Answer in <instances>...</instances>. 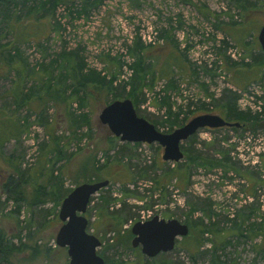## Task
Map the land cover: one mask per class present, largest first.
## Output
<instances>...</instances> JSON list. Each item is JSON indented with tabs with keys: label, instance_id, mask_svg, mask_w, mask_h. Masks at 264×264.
I'll return each instance as SVG.
<instances>
[{
	"label": "rangeland",
	"instance_id": "obj_1",
	"mask_svg": "<svg viewBox=\"0 0 264 264\" xmlns=\"http://www.w3.org/2000/svg\"><path fill=\"white\" fill-rule=\"evenodd\" d=\"M21 1L18 0L16 8L21 15L33 6L39 7V0H27L24 5ZM247 1L257 6V10L250 14L243 12L241 5L248 3L242 0L239 3L238 0H91L86 6L75 0L72 4L57 5L54 12L49 11L51 7L46 5L41 11L46 17L47 29V39L42 43L43 52L37 49L35 42L26 40L19 45V51L26 59L27 71L31 72L42 67L54 69L51 61L59 52L77 50L87 69H96L107 78L114 74L117 78L115 93L123 95L128 87L122 90L120 84L131 73L129 64L133 60L129 55L131 50L135 51L130 46L140 38L144 45L151 44L146 46V51L149 50L160 61L177 55L181 60L184 58L186 65L185 72L177 68L170 72L173 78L171 87H166L165 81H156L150 84L152 88L137 94V106L150 119L165 118L167 110L166 104H158L161 109L153 105L157 103L155 96H165L171 110L179 114L178 119L188 118L197 112L220 115L219 105L222 103L219 98L225 88L239 95L238 109L258 111V102L264 96V53L257 41V33L264 23V6H261L264 0ZM12 8L7 5L5 10L9 12ZM37 12L39 10H35L36 15ZM49 21L53 25L52 30L51 25L48 26ZM234 21L237 24L235 29L231 28ZM29 27L25 32H34ZM231 30L234 31L232 36L237 39L238 35L241 43L229 37ZM11 38L5 29L0 30L1 43ZM223 56L228 57L226 61ZM232 62L237 63V67L232 69ZM245 63L250 64L249 69L243 65ZM238 68L246 73L254 68L248 72L249 78L240 89L229 83ZM59 74V69L55 68L53 77H59ZM147 78L149 82L152 75H147ZM13 79V73L0 76V111L4 113L0 120L11 117L14 122L7 121L9 126L16 122L19 125L18 130L11 129L10 138H7L11 135L7 130L4 131L7 135L2 134L4 140L0 135V230L10 236L18 235L30 247L38 245L42 248V252L35 255L32 248H26L25 252L17 255L19 264H69L66 248L55 244V235L61 225L58 219L61 201L56 202L50 192L43 196V202L29 204L33 176L39 161L43 160L48 163L47 170L51 171L48 191H54L55 185L73 189L84 182L110 181L91 197L86 211L89 219L87 230L100 239L98 253L108 260V264H211L214 258L212 249L215 248L217 264H264V121L255 128L243 124V130L237 131L230 127L200 129L195 133L193 143L187 140L182 143V150L194 145L193 150L200 156L219 158V151H225L231 158L225 168H209L200 159H197V164L184 159L175 164L162 159L163 148L157 143L121 142L99 122L101 108L112 101L113 95L100 93L85 97L78 89L76 98L79 99H70L68 97L74 88L68 84L59 91L60 98L67 97L66 102L52 95L48 98L45 86L34 87L26 79V91L32 87L34 96L25 102L26 105L20 103L17 107L12 97ZM38 95L44 100L37 99ZM71 100L75 102L69 106ZM68 109L75 124L67 115ZM86 115L88 123L77 122ZM53 136L60 137L62 157L51 152L55 145ZM177 165L180 166L177 168ZM173 169L181 174L185 171L184 182L165 178V171ZM234 169L240 171V176ZM255 172L262 178V184L253 197L249 192L254 191L246 185L254 181L252 175ZM9 176L14 182L27 181L26 184L12 182L23 189L24 201L15 202L12 197L8 198L11 195L7 192L9 186L6 188ZM130 179L135 183L125 186L141 199L123 197L122 183H130ZM101 197L105 200L101 201ZM110 197H115L116 201L110 204L109 209H126L119 234L117 228L114 230L105 222L109 216L105 213L101 217L98 209ZM122 199L126 206L121 205ZM18 207L19 212L16 213ZM207 207H211L212 218L202 219L201 209ZM251 207L255 208L254 212ZM192 209L197 210L189 216ZM155 214L182 222L187 219L194 225L212 223L215 229L225 231L214 237L212 233L204 234L202 248L193 255L186 250L187 242L181 243L184 238H178L171 251L149 258L141 253L140 247L131 246L133 235L130 228L136 221L146 220ZM240 215L247 218L243 228L253 231L252 236L258 233L253 238L238 235L236 229L228 232L240 223ZM200 228V225L194 228L192 236ZM210 239L218 240L216 247L212 246Z\"/></svg>",
	"mask_w": 264,
	"mask_h": 264
},
{
	"label": "trees",
	"instance_id": "obj_2",
	"mask_svg": "<svg viewBox=\"0 0 264 264\" xmlns=\"http://www.w3.org/2000/svg\"><path fill=\"white\" fill-rule=\"evenodd\" d=\"M27 0H22L20 3L24 5ZM75 0H39L38 4V9L36 6H33V8H30L25 14L21 15L20 11H16V8L18 7V0H0V6L2 7L0 11V30L5 29L6 32H9L12 35V38L8 40L7 42L1 43L0 42V76L6 77L7 75H11L13 73V83H14V88L12 89L13 93V100L16 102L17 107L20 106L21 104H25V102L30 101L31 96H34V89L31 87L29 92L26 91L25 87V80L28 79L33 83V86H45L46 88V96L48 98L50 97H55L57 99L60 98L59 91L60 88L63 89L64 87H67L68 84L69 86L73 87V93L68 97L70 99H75L76 95L78 94V89H81L82 93L84 94L85 97H94L96 94L100 93H105L107 96L113 95L111 98L113 99H119V98H130L133 101V104L135 106L136 112L138 115L146 118L148 121H150L157 130L162 131V132H170L174 128L179 127L186 123L191 117L199 114L193 113L190 117H184L182 119H178V113H175L171 110V104H169L164 97H156L157 103L153 104L154 106H157L158 108L161 109V106H167L166 113L164 115L165 118L160 117V120H152L149 117H147L145 114H143L140 110V108L137 106L139 104L137 102V94L141 93L143 89L146 88H152L153 85L150 86V84H154L156 81H165L166 87H171L173 84V78L170 75V72L173 71V69H180L182 72H185L186 65L184 64L183 60L184 58H181L177 55H171L165 60H159L158 58H155L149 50L146 51L147 47L150 46L151 44L149 43L148 45H144L140 38H138L136 41L133 42V45L130 46V49L133 48L135 51L133 52L132 50L130 51L129 57L132 58L133 62L129 64V69L131 70L130 75L128 76L127 80H122L121 81V88L122 90H125L126 87H128V91L126 94L119 95L116 94V87L114 85V82L117 80L116 76L113 74L110 78H107L105 75H102L99 71L96 69H87L85 63L83 62V59L80 58V55L77 50H70V51H61L57 54V58L52 60L51 63L54 64L56 69H59L60 74L59 77H53L54 69L50 66L49 68L47 67H42L40 70L36 71L35 69L32 70L31 72L27 71L25 61L26 59L20 55L19 51V45L32 41L35 42L37 49L40 52H43V41L47 39L45 38V34L47 33L46 29V24L45 22V16L42 15V10L43 8L48 5L51 7L49 11L54 12V10L57 8V5L61 3H67L70 2L71 4L74 3ZM82 6L88 5L91 0H80ZM98 0H96L97 2ZM241 0H238L237 3H239ZM242 2H247V5H241V10L243 12H248L249 14L257 10V6L254 7L253 4H249L247 0H242ZM7 5H11L12 10L6 12V7ZM250 5V6H248ZM261 6H264L262 4ZM84 8V7H83ZM256 8V9H255ZM41 9V10H40ZM4 10V11H2ZM17 10H20L19 8ZM35 10H39L37 12L38 14L36 15ZM41 12V13H40ZM246 12V13H247ZM40 13V14H39ZM247 15V14H246ZM51 22H48V26L51 25V30L53 29V25ZM234 27L231 26V28L235 29L237 27L236 22L232 23ZM236 24V25H235ZM35 26V27H29V26ZM31 30H34V32H25V28H28ZM30 30V31H31ZM227 33V31H225ZM228 34V33H227ZM229 37L231 39H234L235 41H240L239 36L237 35V39H235L232 35H234V31L231 30L229 31ZM26 40V41H25ZM241 43V42H239ZM228 57L223 56L224 61H226ZM147 60H150L151 62H148ZM159 60V61H158ZM264 62V59H263ZM256 63V62H255ZM232 69L237 67V63L232 62ZM242 66V64H240ZM246 69H249L250 64L245 63L243 64ZM155 66V68H153ZM254 68H252L253 70ZM251 70V69H250ZM244 72L242 69L238 68L236 69V76L233 77L232 80H230L229 83L235 85L238 89H240L241 86L245 85L247 79L249 78L248 72ZM150 71V72H149ZM234 72V71H233ZM257 70H255L256 74ZM151 74L152 78L148 82L147 75ZM244 74H247L246 76ZM156 75V76H155ZM252 75V74H251ZM250 75V77H251ZM184 76V74H183ZM154 80V81H153ZM12 81V80H11ZM67 81H70V83H67ZM223 94L219 98V101L222 103L219 105L221 107V116L225 118V120L229 122H238L240 124L239 127H230L231 129L237 131L239 129L243 130V124H250L251 128H255L259 123L264 121V96L260 97L261 101H259L260 107H258V111H251L249 109L247 110H240L237 108L236 102L239 98V95L236 93V91H233L230 88H225L223 91ZM52 93V94H51ZM65 93V92H64ZM63 93V94H64ZM52 95V96H51ZM108 95V96H109ZM35 98V97H34ZM37 99L44 100V98L41 95H38L36 97ZM59 100H64L67 102V97H62ZM75 101H69L68 104L69 106L72 105V103ZM21 103V104H20ZM80 105L82 104L79 102ZM159 104V105H158ZM26 105V104H25ZM218 106V105H217ZM218 106V108H219ZM1 110V109H0ZM208 111V110H207ZM4 115L3 111H0V117ZM67 115L69 118L72 119V124H75V120L73 121L72 113L67 112ZM71 115V116H70ZM82 117L83 115H79V117ZM163 118V119H162ZM5 121L0 120V135H1V140H4V136L2 134H6L4 131L7 130L9 133L10 138L12 136L11 129H17L19 128L18 123L16 122L15 125L12 127L9 126V122L7 121H13L11 117L7 118L4 117ZM14 122V121H13ZM77 122H86L88 123V117L87 115L85 118L79 119ZM160 126L164 128V130H160ZM222 128H227V127H222ZM15 130V131H17ZM214 130V129H212ZM253 129L252 131H254ZM7 135V134H6ZM195 134L190 136L187 139V142L193 143ZM53 141L55 142V145L51 152L54 155H57V157H62L63 153L61 148L59 147V139L60 137H52ZM2 143V142H1ZM129 143V142H125ZM190 143V144H191ZM130 144V143H129ZM133 144V143H131ZM139 144V143H137ZM194 146V145H193ZM183 147V153L184 157L183 159L187 162L191 163H196L197 159H200L202 161L203 165L209 166V168L213 169H222L225 168V164L230 161V157L225 154V151L220 150L219 151V158H211V156L206 157V156H200L199 154L196 155V151L193 150L194 147ZM182 148V145H181ZM39 161V166L35 170V174L33 176V189H32V194H31V199L29 201L30 205H34L36 202H43V196L45 194H49L52 192V196L54 195L55 201L59 202L62 201V199L72 190V189H62L59 187V185H55L56 188H54V191H48L47 186L48 182L50 181V176H51V171L49 172L47 170V162ZM176 164V163H175ZM174 164V165H175ZM224 164V165H223ZM188 168L190 165L187 163ZM180 165H177V168ZM186 169V168H185ZM183 168V170H185ZM16 171V169H15ZM239 176H240V171L237 169H234ZM183 174L179 173V170H171V171H165L164 176L165 178L171 180L175 178L176 180H179V182H184V173ZM226 173L227 171H223ZM15 181V180H14ZM12 176L8 177L7 181V192H11L10 196L8 198H13L15 202H20L25 200V193L23 189H20V187H17V185L14 186L13 183H27L26 180H20L19 182H14ZM13 182V183H12ZM55 182V181H54ZM159 183V181H156V183ZM12 183V184H11ZM135 181L133 179H130V183H125L123 182L122 185L124 186V189H122V195L124 198L126 197H134L141 199L139 195L134 193V191H131L128 187L125 185L128 184H134ZM54 184V183H52ZM56 184V182H55ZM11 185V186H10ZM51 186V183H50ZM103 189V188H102ZM101 189V190H102ZM6 190V189H5ZM254 192H249L252 193L251 196L255 197L257 190H253ZM116 198L110 197L108 201H105L104 203H101L98 206L99 213L101 217H103V214L106 213L109 218L105 221L109 225L112 226L114 230L117 228V233L119 234V230L121 231L120 227L122 226L123 223V211L126 209L120 208L119 210H112L109 209L111 203H115ZM105 200L104 197H101V201ZM91 201V199H90ZM257 202V201H256ZM253 203V202H252ZM122 206H126V202L124 199H122ZM120 205V206H121ZM131 207V205H129ZM253 212L255 211L254 207H251ZM112 210V211H111ZM197 209H192L189 213V216L192 215ZM202 211V216L201 218H207L211 219L212 218V210L211 207L203 208L201 209ZM16 213L19 212V207L18 209L15 210ZM240 223L236 224V226L231 227L228 232L232 233L236 229L238 231V235L246 237L249 236L250 238H253L256 236L258 233H254L252 236L248 228H243V224L247 220V218L243 217V215H240ZM185 223L188 224L189 226V234L181 241V243L186 245V250L189 251L193 255L195 252H198L202 246H203V240H201L204 236V234L207 233H212L213 237L215 235H220L224 233L225 230L219 231V229H215L214 225L212 223H209V225H201L200 223H196L195 225L191 222H189L187 219L185 220ZM203 223V222H202ZM198 225L201 226L200 230L196 235L192 236V230ZM245 232V233H244ZM255 232V231H254ZM264 232V230H263ZM192 236V237H191ZM188 238H193V240L187 241ZM15 239V241H13ZM210 242L212 246L216 247V244L218 240L216 239H210ZM26 248H32V254H39L42 252V248L39 247L38 245H34L33 247H30L26 241H23L21 237L18 235H8L6 233H3L0 230V264H19V259H17V255L19 253L25 252ZM46 250V249H45ZM49 250V248H48ZM133 250V249H132ZM213 253L211 256L214 258L211 260V264H217V257L214 255V252H216V248L212 249ZM104 258V257H103ZM50 262L49 260H47ZM104 264H108V260L104 258Z\"/></svg>",
	"mask_w": 264,
	"mask_h": 264
},
{
	"label": "water",
	"instance_id": "obj_3",
	"mask_svg": "<svg viewBox=\"0 0 264 264\" xmlns=\"http://www.w3.org/2000/svg\"><path fill=\"white\" fill-rule=\"evenodd\" d=\"M257 41L264 53V23L257 33ZM98 120L121 142L157 143L163 148L162 159L176 163L183 159L181 145L200 129L239 127L238 122H229L217 113H200L170 132H162L146 118L137 114L130 98L114 99L104 105ZM108 179L84 182L75 186L61 201L58 219L61 222L55 235V244L66 248L69 264H104L98 253L100 239L87 230L89 219L86 211L90 199L109 184ZM131 246L140 247L149 258L171 251L178 240L189 234L187 223L176 218H162L155 214L146 220L132 224Z\"/></svg>",
	"mask_w": 264,
	"mask_h": 264
},
{
	"label": "flooded vegetation",
	"instance_id": "obj_4",
	"mask_svg": "<svg viewBox=\"0 0 264 264\" xmlns=\"http://www.w3.org/2000/svg\"><path fill=\"white\" fill-rule=\"evenodd\" d=\"M252 176L254 177V181L252 180V182L250 184L248 183L246 186H250L251 190H257L258 186L262 184V178L258 175L257 172H255V174Z\"/></svg>",
	"mask_w": 264,
	"mask_h": 264
}]
</instances>
